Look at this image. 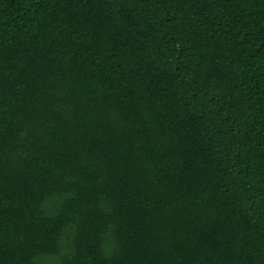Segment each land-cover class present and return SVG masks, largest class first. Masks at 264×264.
<instances>
[{
	"label": "trees",
	"instance_id": "16d2710c",
	"mask_svg": "<svg viewBox=\"0 0 264 264\" xmlns=\"http://www.w3.org/2000/svg\"><path fill=\"white\" fill-rule=\"evenodd\" d=\"M0 264H264V0H0Z\"/></svg>",
	"mask_w": 264,
	"mask_h": 264
}]
</instances>
